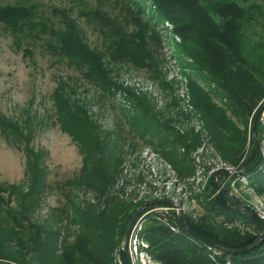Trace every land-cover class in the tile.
<instances>
[{
  "label": "rangeland",
  "instance_id": "obj_1",
  "mask_svg": "<svg viewBox=\"0 0 264 264\" xmlns=\"http://www.w3.org/2000/svg\"><path fill=\"white\" fill-rule=\"evenodd\" d=\"M200 1L209 16L187 14L183 0H0L34 3L49 24L73 20L103 68L101 78L89 76L59 59L48 35L15 37L0 26V118L12 125H0V184L17 187L7 206L26 223L58 229L68 242L81 231L98 242L101 210L131 216L119 264L124 254L129 264L264 260L259 117L255 125L264 96L237 105L211 69L218 56L237 54L240 24H249L252 44L261 41L264 17L245 23L222 15V0ZM223 1L232 14L248 3L264 8V0ZM28 153L41 159L39 192Z\"/></svg>",
  "mask_w": 264,
  "mask_h": 264
},
{
  "label": "trees",
  "instance_id": "obj_2",
  "mask_svg": "<svg viewBox=\"0 0 264 264\" xmlns=\"http://www.w3.org/2000/svg\"><path fill=\"white\" fill-rule=\"evenodd\" d=\"M183 1L185 3L182 7L186 9L187 14L209 16V10L200 0ZM235 1L238 3L239 0ZM242 1L247 2L248 0ZM223 3L222 0L220 4H217L220 5L222 15L238 16V19L245 23L255 20L256 14L264 17V8L258 4L248 3L245 8H236L235 13L232 14L230 10H225L230 7V2ZM38 9V5L34 3L0 4V26L10 31L15 37L36 38L48 35L47 45L59 59L67 58L70 63L84 68L89 76L92 74L94 78H101L103 72L101 62L96 55L87 52L79 35V29L73 20L60 16L62 25L57 26L55 22L49 24L51 20L41 19ZM224 23L227 24V22ZM248 26L249 24L246 27L240 24L235 29L230 26L233 29L232 32L236 34L235 39L242 40L240 45L235 46L237 54L233 52L231 56L229 53L226 56L221 55L218 56V63L211 62V69L218 76L225 95L237 105L243 97L246 98V94L254 103L264 96V38L252 44L245 37ZM237 43L238 41L234 42V44ZM235 57L239 58L235 59ZM233 72L240 74L236 75ZM0 125L3 130L12 126L4 117L0 118ZM67 130L77 139L72 128H67ZM96 143L98 147L100 146L98 151L104 149L99 141ZM32 155L28 153L27 156V167L29 166L27 174L32 178L31 190L39 192L44 183L42 180L44 171L40 165V157L35 154L32 158ZM15 189L17 190V187L14 184H0V213L6 212L3 216L4 220H0V264H119L115 250L120 247L121 240L119 239L125 236L131 216L119 219L116 214L101 210L95 219L96 232H93L98 242L90 240L91 234L83 231L76 235L74 241L68 242L60 230L41 224L26 223L27 218L24 213L8 207L7 203L15 194ZM3 194H8V199ZM2 206L8 208L1 209ZM89 223L85 222L87 231L91 230H88ZM166 230L162 226L157 228V231L163 234ZM223 243L230 246L226 241ZM197 258L204 260V264L206 263L203 257L197 256ZM122 259L125 264H129V259L125 254ZM244 262L245 264H264V260L256 256L251 258L249 256Z\"/></svg>",
  "mask_w": 264,
  "mask_h": 264
},
{
  "label": "built area",
  "instance_id": "obj_3",
  "mask_svg": "<svg viewBox=\"0 0 264 264\" xmlns=\"http://www.w3.org/2000/svg\"><path fill=\"white\" fill-rule=\"evenodd\" d=\"M259 120L261 123L262 137L264 138V107L260 111Z\"/></svg>",
  "mask_w": 264,
  "mask_h": 264
},
{
  "label": "water",
  "instance_id": "obj_4",
  "mask_svg": "<svg viewBox=\"0 0 264 264\" xmlns=\"http://www.w3.org/2000/svg\"><path fill=\"white\" fill-rule=\"evenodd\" d=\"M263 107H264V105H263ZM262 107V108H263ZM259 115H260V112L258 113V115H257V117H256V119H255V125H256V122H257V120H258V117H259ZM255 141H256V144H257V138L255 137ZM137 215L138 214H136V216H135V218L137 217ZM135 220V219H134ZM134 222V221H133ZM133 222H132V224H131V226H130V228H129V232H130V230H131V228H132V225H133ZM129 232H128V235H127V239H128V237H129ZM210 244H214L215 245V243L214 242H212V241H210V240H207ZM122 249H119V251H121Z\"/></svg>",
  "mask_w": 264,
  "mask_h": 264
}]
</instances>
